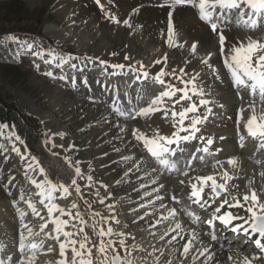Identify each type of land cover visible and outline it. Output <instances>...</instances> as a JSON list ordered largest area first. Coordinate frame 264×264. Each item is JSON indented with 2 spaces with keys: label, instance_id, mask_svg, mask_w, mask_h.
<instances>
[{
  "label": "snow or ice",
  "instance_id": "1",
  "mask_svg": "<svg viewBox=\"0 0 264 264\" xmlns=\"http://www.w3.org/2000/svg\"><path fill=\"white\" fill-rule=\"evenodd\" d=\"M94 2L103 12L105 19L111 23L118 26L123 25L128 29L142 27L134 25L132 21V17L140 11L139 8L133 7L128 18H120L112 10L115 0H107V6L102 0H94ZM157 4L158 7L167 9L165 43L169 48L187 49L188 58L183 61V66L170 67L167 53L155 59L148 66L141 61L128 64L109 63L99 57L61 55L54 49H48L45 54V50L38 42L21 41L12 34H8L7 38L16 41L22 48L28 49L33 56L44 59L45 63L55 62L56 67L61 69L67 65L74 72L77 70L82 72L83 70L78 69L74 61L82 60L86 63L98 61L105 70L127 68L136 81L150 79L154 84L159 85V92L150 99L146 106L132 107L129 101V106L126 107L114 97L111 105L112 111L117 116L130 120L148 118L155 113L161 114L164 120L171 119L173 130L170 134H161L159 129H156L149 136L138 128H133L131 135L142 145L148 156L163 169L170 173L178 172L182 177L188 178L187 183L185 179L179 180L180 185L190 187L188 198L201 209L211 210V217L203 223L207 224L212 231L204 232L203 235L215 242L217 233L214 230L216 227L214 222L218 221L223 227L229 228L232 233L242 236L246 242L250 241L254 245L253 253L239 257L228 254L226 260L218 259L211 244L203 246L200 233L189 230L187 235H184L182 223L177 218V208L168 207L164 203L165 197L160 195L164 185L158 184L159 178L151 175L157 171L156 168H152L151 172L138 175V181L149 177L148 182L140 183L138 188H133V191L139 193L142 189L158 185L151 187V191L143 192L141 199L143 200L144 197L150 199L147 203H141L140 208L145 209L149 205H155L157 201L160 202L159 208L163 211H160L159 216L148 221L147 231L154 239L163 242V246L157 247L153 244L151 251H147L140 244L135 243V237L130 233L117 230L112 226L113 224L119 225L120 220L116 214L115 204L110 202L113 199V193L109 191L107 184L96 181L98 188L93 193L96 199L90 203L85 198L84 189L93 188L94 178L91 174L85 176L79 159H73L70 154L63 155V162L70 170V180H54L42 161L30 153L26 157L27 150L22 151L17 143H12L10 150L25 161V175L28 182L37 190L38 203L46 209V218L41 215V210L37 208V204L32 199H25L23 189H21L20 199L24 201L32 215L40 217L44 223L39 225V232H34L28 224L21 223L24 231L19 233L18 256L9 257L11 264H37L39 254H56V259L50 264H136L134 253L144 251H147L149 257H153L152 264H264V194L254 187V177L246 179L244 186L246 190L242 193L240 185L232 183L242 178L238 175L241 170L240 159L237 156H229L226 159L227 167H225V162L216 155L222 151V148L215 147L213 137H206L202 132V128L206 127L210 118L217 115L214 109H223L224 105L207 98L209 95L207 89L211 88V85L205 82V76L201 71L194 68L189 70L191 63L196 61L210 70L214 80L222 81L223 76L220 70L212 63L214 55L222 58V67L227 70L226 74L230 77L231 86L237 89V97L244 99L243 92L240 91L243 89L248 91L251 98L235 112L234 123L239 146L240 148L246 146V134L256 143L257 151L264 152V39H256L251 35L252 32L264 27V0H157ZM183 8L194 9L199 21L206 25L211 36L216 38L213 50L205 49L201 54L202 45L198 41L190 44L179 42L181 24L176 12ZM233 24L247 30L246 38L240 37L229 42L226 29ZM111 55L116 56L117 53L113 52ZM123 59L131 61L132 57L125 55ZM155 66H159L157 71L147 70ZM45 75L53 80H70L72 87H76L75 74L71 77L66 74L57 77L52 71H48ZM169 78L174 79L178 84L172 83ZM83 83L87 86L88 80L85 78ZM127 97L128 93L125 92L121 99ZM137 99H141L139 90ZM246 112L247 116H245ZM228 118L232 119V117ZM116 126L120 133L125 132L124 126L119 124ZM8 128V125L0 123V136H3ZM52 135H59L61 140L64 139L62 132ZM7 138L10 142L14 139L21 146L25 143L13 131H8ZM224 139V136L219 137L221 141ZM195 141H202L203 145H194V151L187 150V146ZM45 143L51 145L54 156L59 155L54 151L58 147L64 149L65 153H70L75 147L73 144H68L67 147L63 144L57 145L53 143L52 136H47ZM8 150L0 145V151L7 152ZM115 151L119 152L120 149L117 148ZM209 157L212 158V168L217 171L208 175L191 177L189 173L195 170L194 162L207 164ZM181 158L184 160L182 169L178 167ZM5 160H7L6 156ZM122 160L132 162V166L124 173L126 177L134 171L139 172L143 165V157L139 156H122ZM256 163L259 165L264 162L257 160ZM229 168L233 171L230 172ZM258 175L264 180V170H261ZM37 176L39 179L36 178ZM13 179L11 176L8 177L9 184ZM80 180H85L86 183L81 185ZM121 182V180L116 181L117 184ZM100 189H103L105 194L102 195ZM73 192L84 201L88 219H85V213L81 212L76 201H73L67 208L61 207L56 201L57 194L63 199L70 197ZM153 193L155 197L151 199ZM170 200L175 204L180 203L175 194L170 196ZM97 202L106 208L107 215L93 209V203ZM12 205L23 220L26 212L17 207L16 199L12 200ZM133 211L135 212L136 209ZM185 214L192 218L193 223H199L201 220L191 211ZM149 216H152V213L144 211L143 215L137 217V220L144 221ZM162 225L164 230L159 231L158 228ZM86 228H91L96 237L95 240L91 239ZM41 234L48 240H54L56 246L45 247L44 239L37 240ZM129 236H131L132 243L128 242ZM0 264H5V262L0 260Z\"/></svg>",
  "mask_w": 264,
  "mask_h": 264
},
{
  "label": "rangeland",
  "instance_id": "2",
  "mask_svg": "<svg viewBox=\"0 0 264 264\" xmlns=\"http://www.w3.org/2000/svg\"><path fill=\"white\" fill-rule=\"evenodd\" d=\"M121 1L125 0H115V6L112 9L120 18H128L133 7L139 8L140 10L142 5L154 6V8L155 6L158 7L157 0H137L135 2L133 0H126V2ZM77 2L79 3L76 4ZM102 2L107 6V0H102ZM84 7L87 8L88 13L84 16L77 15V11ZM185 9L188 10L191 8ZM140 13L141 12L139 11L137 14ZM133 18H135V16L132 17V21ZM233 26L235 25L233 24L232 27ZM49 30L58 31L61 34L68 36L70 40L61 43L57 42L49 34ZM237 30L242 31L243 29L238 28ZM39 31L43 36L52 40L56 48L47 47L44 42L40 41L34 35V33ZM242 32L246 38L248 35L247 30H243ZM164 33L165 31H163V38L159 43H150L148 36L144 34L140 27L128 29L123 25L118 26L105 19L103 12H101L94 0H0V103L14 112L16 111L19 113L18 115L24 114L36 122L38 125L37 132L41 137V150L35 148V150H37L36 153L41 156V158V151L48 155L50 160L49 162L45 161L44 163L48 168L49 173L51 174L53 171H58L59 176L57 179L62 181L70 180V170L64 164L62 159L63 155L68 153H65L64 149L58 147L55 150H61L62 153H58L59 155L54 156L52 154L53 150H51V145L46 144L45 139L47 136H52L53 143L64 145L66 137L74 136L73 130L67 129L68 125L65 122L59 121L56 126L58 127V130L60 129V131L62 130L65 133L64 139L61 140L59 135H51L59 132L53 128L47 129V124L50 125L53 120L59 119L56 113H59L62 110L71 109L75 103L81 104L82 102L86 103L87 101V103L89 102L91 105L100 106L101 110L96 112L97 118L92 120L93 126L89 127L81 134L82 136H88L91 140L88 149H86V151L90 152L89 161L86 166L81 164L82 171L85 172V168L90 167V169L96 170V178L99 180L101 179V182L107 184L110 189L116 181L124 176L127 169L132 166V162L122 160V156L143 157V165L140 171H134V173H136V179L132 184L139 187L140 183H147L149 177H145L144 180L138 181L137 176L143 175L144 172H151L152 168H156L157 171L151 173V175L152 177L159 178L158 184L164 185V188L160 191V195L165 197L164 203L168 207L177 208V218L182 223L184 228L183 233H188L189 230H195L196 232L201 233L202 227H205V232H208L212 231V229H209L208 225L203 223V221L211 217V210L201 209L199 205L193 203L192 200L188 198L187 194L190 191L189 186L188 188H185V190L180 187V190L182 191H179V194L177 193L180 200L179 204H175L167 198V195L171 196L173 191L180 186L179 180L185 179V177H182L178 172L170 173L163 169L148 156L142 145L135 141L131 135V129L133 128H138L149 136H151L156 129H159L161 134H170L173 130L171 119L164 120L161 118V114L155 113L148 118H137L135 120L125 119L124 117L118 116V118L115 117L110 124L104 123L102 120V117L107 114L117 116L111 108L114 97L119 101H122L121 104L126 107L129 106V101H131L132 107L146 106L150 99L159 92V85L154 84L150 79L148 81H144L143 79L136 81L134 75L130 73L127 68L123 70H112L111 68H108L105 70L99 65L98 61L95 63H86L82 60L74 61V63H77L78 69L83 70L82 72L79 70L74 72L67 65L61 69L56 67L55 62L47 64L44 59L33 56L28 49L22 48L19 43L7 38L8 34H12L21 41L26 40L29 43L34 41L38 42L40 47L45 50V54H47L48 49H54L61 55L71 54L80 57H99L109 63L128 64L141 61L148 66L151 65L155 59H158L167 53L170 67H175L172 60L176 59V53L173 51L174 48H169L165 43L166 34ZM251 35L256 39H264V27L252 32ZM186 37L187 36L184 35V33H181V39L179 42L190 44L191 41H188L189 39ZM211 41L216 45L215 37L211 36ZM116 45L119 46V48L115 47ZM213 49L214 48H210L209 50ZM182 50V57L183 60H185L188 58L187 49L185 48ZM113 52L117 53V55H111ZM125 55L132 57V60L125 61L123 59ZM215 56L216 55H214L213 58ZM215 66L220 70L221 75L223 76L222 84L229 86L231 89L227 90V87L224 85L213 81L212 76H207L210 75V70L207 68L202 70L197 69L205 76V82L211 85V88L207 89L209 93L207 98L213 100L217 104L224 105L223 109H216L217 111L224 110L223 115H221V112H216L217 115L210 118L206 127L202 128V132L206 137H213L215 147L222 148V151L216 155L217 158L225 162V167H227L226 159L229 156L224 155L222 152L238 147L240 153L231 155L237 156L241 162L240 177L242 175V178L238 179V182L240 183L236 182V184L240 185L241 182L244 181L242 182V186H245L246 179L252 177L253 171L255 172L254 178L256 182L254 183V187L264 194V180L258 175L261 170H264V163L259 165L256 163L257 160L264 162V152L257 151L256 143L248 138L246 134V146L240 148L238 137L236 135V125L234 123L235 117H233L227 110L228 106H235L237 109L241 105L249 102L251 98L248 91L243 89L240 91L243 92L244 99L241 100L237 97V89L231 86L230 77L226 74L227 70L222 67L221 57L220 61ZM147 70L150 72L157 71L154 70V67H149ZM48 71H52L57 77L61 74H66L69 77L75 74L77 78L76 87H72L70 80H53L52 78L47 77L45 73ZM85 78L88 80L87 86L83 83ZM169 79L172 83L178 84L174 79ZM138 90L141 97L139 100L137 99ZM125 92L128 93V97L121 99ZM21 96H28L32 100L34 99L35 103L41 107L44 117L46 118L40 117V119L39 117L22 110L18 106V99ZM97 99L99 101H97ZM71 113H73V111L70 110L64 115L65 121L75 120V118L68 119V115ZM247 114L248 113L246 112L245 116H247ZM228 117H232V119H229ZM138 120L141 121V123H137L136 121ZM117 124L125 127V133L119 132V128L116 126ZM6 125H8L9 128L5 130L3 136H0V145L9 149L7 152L0 151V190L3 193V197L0 198V244L4 246L1 248L2 252L0 251V253L4 254V257H6L9 262V257L16 258L18 256L19 233L24 231V229L21 228V223L28 224L34 232H39V225L44 223L40 217L33 216L31 211L27 209V205L20 199V190L23 189L25 199H32L33 202L37 204V208L41 210V215L45 216V218L46 209H44L43 205L38 203L39 197L36 196L37 190L28 182L25 172H22L18 167L19 159L16 156V153L10 150L11 144L16 141L14 139L12 142L8 140V131H13L15 135H20L17 133L13 124ZM111 127H114L115 130H111ZM241 132L243 134L242 128ZM123 134H126L125 145L123 142L118 141ZM36 136L37 138L39 137L38 134H36ZM220 136H224L225 139L223 141L219 140ZM127 142H129L128 145H126ZM194 145L202 146L203 142L195 141L187 146V150L194 151ZM19 146L22 151L26 149V153L29 154L25 143L23 146ZM117 148L120 149L119 152L115 151ZM5 156L7 157V160H5ZM39 156H37V158ZM207 159V164L194 162L195 170L190 171L189 175L193 177L195 171L204 175L212 174L214 171H217L211 166L212 158L209 157ZM248 162H251V165H253L254 168L250 172L246 170ZM183 165L184 160L181 158L178 167L182 169ZM228 170L230 172L233 171L230 168ZM9 173L13 174L11 177L14 179L10 184L9 181L5 184L3 183L4 179ZM246 173H249V175ZM38 178L39 177L37 176V179ZM96 178H94L93 188L91 190L84 189L85 198L90 203L96 199L93 195L94 191L98 188V184L95 183ZM2 183L4 187L2 186ZM79 183L84 185L86 181L80 180ZM5 185H8L9 187H5ZM156 186L158 185H153L151 187ZM151 187L148 189H142L137 194L142 197L145 190L151 191ZM2 188L5 190H2ZM100 191L102 195L105 194L103 189H100ZM154 197L155 193H153L151 199H154ZM13 199H16L17 207L26 212V216L23 220L18 215L16 208L12 205ZM149 199V197H144L142 201H139L135 205L129 200H124L122 197L119 198L113 195V199L110 201L115 204L116 214L120 220L119 225L113 224L112 226L117 230H123L130 233L131 236L135 237V243L140 244L143 248L147 249V251H151V245L153 244L157 247L163 246V242H159L149 235V232H145L144 223L138 222L137 220V217L143 215L144 211L152 213V216H149L148 219H153L156 216H159L160 211H163L159 208V201H157L155 205H149L147 208L141 209L140 204L147 203ZM56 201L61 207L66 208L69 207L73 201H76L79 205L82 204V206H84L85 211H83V213H87V207L84 204V201L74 192L70 197L63 199L57 194ZM218 202L219 201L217 200V203ZM191 206L193 208H191ZM93 209L104 215L108 214L106 208L98 202L93 203ZM133 209H136V211L134 212ZM197 209L202 213L199 214ZM188 211L199 216L201 218L200 222L193 223L192 218L185 214ZM85 219H88V217H85ZM134 220H137V222L133 223ZM128 221H131V224H128ZM89 223H91V220H89ZM5 224L8 225L6 226ZM70 230L74 231L75 229ZM158 230L163 231V225L160 226ZM214 230L217 233L216 241H220L222 248V252H219L218 259L226 260L228 254H232L234 257H239L242 255H251L253 253L254 245L251 244L250 241L244 242L242 236L235 235V233H232L229 228L221 230V233H218L219 230L216 228ZM86 232L91 239H96L91 228H86ZM131 236L128 237L129 243L133 242ZM40 239L45 240V247H48L49 245L56 246L54 240L46 239L43 234H41L40 237H37V240ZM201 239L203 240V246H208L209 244L212 245L213 243L208 236L204 235ZM147 251L134 253L136 264H152L153 257H149ZM158 254L159 253H157V255ZM55 259L56 254H39L37 264H50V262ZM8 264H11V261Z\"/></svg>",
  "mask_w": 264,
  "mask_h": 264
},
{
  "label": "bare ground",
  "instance_id": "3",
  "mask_svg": "<svg viewBox=\"0 0 264 264\" xmlns=\"http://www.w3.org/2000/svg\"><path fill=\"white\" fill-rule=\"evenodd\" d=\"M133 1L135 2L137 0H133ZM121 2H126V0L125 1H121ZM78 3L79 2H77L76 4H78ZM129 5H130V3H129ZM155 8H154V6L142 5V8L140 10L141 13L140 14H136L135 15V18H133V24L134 25H140V26H142L140 28L144 32V34L146 36H148V40H149L150 43H153V42H158L159 43V41H161L162 38H163L162 37V33H163V31H165V28H166V23L165 22L167 20V9L160 8V7H157V6H155ZM87 13H88V10L85 7L84 8H81V9H79V11H77V15L84 16ZM176 16H177V18H178V20L180 21V24H181L180 32L181 33H184V35L187 36L186 38L189 39L188 41H191V42L198 41L200 43V45H202V47L200 49L201 54L204 53L205 49L214 48L215 44L212 41H211V44H209V41L211 40V34H210L207 26L204 25L201 21H199L198 16L196 15V12H195L194 9L193 10H191V9L186 10L185 8L178 9L177 12H176ZM237 29H238V27H236V26H233V27L231 26L230 28L226 29V34L229 37V42H232L234 39H239L240 37H245V35L242 32L245 29H243L242 31L241 30L238 31ZM49 34L57 42H60V43L61 42H64V41L70 40V38L68 36L63 35V34L59 33L58 31L56 32V31H53V30H49ZM115 47L119 48V46H117V45ZM173 51H175V53H176L175 54L176 59L175 60H172V63L175 64V66H183V61H184L183 60V57H182L183 50L176 48V49H173ZM219 61H220V57L217 56V55L214 58H212V63L214 65H216ZM192 68H194L196 70L197 69H199V70L205 69L204 66L198 64L196 61H193L191 63V65L189 66V70H191ZM158 69H159L158 66H155L154 67V70H158ZM207 76H210L211 77V74L210 75H207ZM213 81L218 82L219 84H222V81H216V80H214V78H213ZM222 85H224V84H222ZM224 86L227 87V90H230L231 89L229 86H226V85H224ZM222 95H224V94H222ZM93 101H96V100H93ZM97 101H99V100L97 99ZM120 103H122V101H120ZM227 105H229V104H227ZM18 106L22 110H25L26 112H28L30 114H33V115H35V116H37L39 118L40 117L41 118H46V117H44V114H43V111H42L41 107L38 104L35 103L34 99L32 100L28 96H21L18 99ZM216 109L218 110V108H215L214 111L215 112H218ZM70 110L73 111V113H71V114L68 115V119L70 120L72 118L73 119L75 118V120L74 121H72V120L71 121H65L64 115L67 114L68 111H70ZM100 110H101L100 106H98V105L97 106L96 105H91V104H89V102L87 103V101H86V103L85 102H82L81 104L75 103L71 109H69V110H62L59 113H56V115H57V117L59 119L53 120L52 121V124H50V125L47 124V126H46L47 129L48 128H50V129L53 128L56 131H58L59 133L60 132L64 133V131H62V130L60 131V129L58 130V127L56 126L57 123L59 121H61V122H65L68 125L67 126V129L73 130L74 136L73 137L72 136L66 137L65 138V144L64 145H65V147H67L68 144H73L75 146L74 149L70 153H68V154H70L72 156V158H74V159H79L81 161V164H83L84 166H86L88 164V161H89V153L90 152L89 151H86V149H88L89 144L91 143V140H90V138L88 136H84V135L82 136L81 134L84 133V131H86L89 127H92L93 126L92 125V120H94V118H97L96 112H99ZM227 110L229 111V113L233 117H235V112H236V107L235 106H230V107L228 106V109ZM115 117L118 118V116H114V115L107 114L104 117H102V120H103L104 123L110 124ZM104 120H106V121H104ZM136 122L137 123H141V121H139V120L136 121ZM114 127H111V130H115ZM125 138H126V134H123L118 141L119 142H123V144H124L126 142L125 141ZM15 143H17V146L20 147L19 144H18V142H15ZM128 144H129V142L126 143V145H128ZM55 152L62 153L61 150H55ZM222 153L224 155H226V156H231V155H234L236 153H240V150L238 149V147H235L232 150L224 151ZM25 155L27 157L28 154L25 153ZM16 156L19 159V165H18V167L23 172L24 169H25V161L24 160H21L17 154H16ZM183 167H184V165L182 166V168ZM19 168H17V169H19ZM90 168H85V170H84L85 171L84 172L85 175L91 174V175H93V178H96L97 177L96 170H93V169H90ZM252 169H254L253 168V165H251V162H248V164L246 165V170L248 172H250ZM10 172H12V171H10ZM12 173L11 174L10 173L7 174L6 175V178L4 177L5 179H4V182L3 183L6 184L9 181L8 180V177L11 176V175H13ZM254 173L255 172L252 171V177L255 176ZM135 174L136 173L130 174L127 177L124 175L123 177H121L119 179L122 182L120 184L115 183L109 189V191H111L115 197H119V198L122 197V199L129 200V201H131L132 204H135L136 205L139 201H142V199H141L140 195L137 194L136 191H133V188H138L137 186H135V185L132 184V182L136 179ZM246 174L249 175V173H246ZM30 175H31V173H30ZM195 175H204V174H200V173H198V172L195 171L193 177ZM238 175L240 176V172H239ZM241 177H242V175H241ZM187 179L188 178H185L186 183H187ZM96 181L101 182V179L99 180L98 178H96ZM15 182H16V180H15ZM236 182L237 183H240V182H238V179L237 180H234L232 183H236ZM242 182H244V181H242ZM242 182L240 184L241 185L240 186V192L241 193L246 190L245 187L242 186ZM3 183H2V186H3ZM14 184H16V183H14ZM11 186H12V184H11ZM180 187H181V189H184V190H185V188H188V186H182V185H180L175 191H173V194L177 195V193L179 191H182V190H180ZM2 190H5V189L2 188ZM6 190H8V189H6ZM9 190H10V188H9ZM1 197H3V193L0 190V198ZM167 198L170 199V196L167 195ZM191 208H193V207L191 206ZM197 212H199V214L202 213V212L199 211V209H197ZM241 214H243V213H241ZM153 219H148V217H146V219L144 221H138V222L144 223V225H145V232H148L147 231L148 221L149 220H153ZM214 223L216 224V227L215 228L217 230H219L218 233H221V230L225 229V227H223L222 225H220L218 221L217 222H214ZM128 224H131V221H128ZM5 225L7 226L8 224H5ZM204 228L205 227H202L201 228V233H200L201 234V238L204 237V235H203V233L205 232V229ZM183 234L184 235H187V233H183ZM212 246L215 249L217 258H219V252L222 250L220 241L213 242L212 243ZM2 247H4V246L0 244V251L2 250L1 249ZM0 260H3L5 263L8 262V259H6V257H4V254H2V253H0Z\"/></svg>",
  "mask_w": 264,
  "mask_h": 264
},
{
  "label": "trees",
  "instance_id": "4",
  "mask_svg": "<svg viewBox=\"0 0 264 264\" xmlns=\"http://www.w3.org/2000/svg\"><path fill=\"white\" fill-rule=\"evenodd\" d=\"M34 35L42 42L45 43V45L49 48H56L54 45L53 41L50 40L49 38L43 36V34L39 31L34 33ZM1 38V36H0ZM17 113L16 111L14 112L13 110L9 109L2 103H0V122L4 124H13L15 126V129L17 133L23 138L25 145L27 146L28 151L30 152L31 155H35L36 157L39 156L36 152V149L41 150V137L39 136L40 134L37 132L38 125L36 122L31 119L30 117ZM38 134V138L36 136ZM42 153V158L41 156L38 157L40 161H42L43 165H45V161L49 162V157L48 155L41 151ZM40 153V154H41ZM44 159V160H43ZM47 168V167H46ZM48 169V168H47ZM49 171V170H48ZM51 178H56L59 176L58 171H53L51 174L49 173ZM55 180V179H54ZM81 212L85 211L84 206L79 205ZM85 217L87 218V213L85 214Z\"/></svg>",
  "mask_w": 264,
  "mask_h": 264
}]
</instances>
